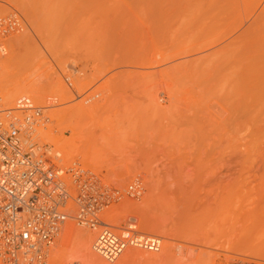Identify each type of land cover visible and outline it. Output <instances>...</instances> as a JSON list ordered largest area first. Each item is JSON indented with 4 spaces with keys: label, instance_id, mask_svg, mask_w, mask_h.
<instances>
[{
    "label": "rangeland",
    "instance_id": "1",
    "mask_svg": "<svg viewBox=\"0 0 264 264\" xmlns=\"http://www.w3.org/2000/svg\"><path fill=\"white\" fill-rule=\"evenodd\" d=\"M9 15L22 28L0 34V54L11 56L15 39L26 36L18 45L21 57L11 78L36 88L34 83L53 77L57 86L54 92L49 89L52 95L41 92L48 96L46 105L44 98L34 100L36 89L34 94V89L22 92H31L35 104L51 115L38 132L42 128L72 140L81 130L74 127L81 119L59 115L89 105L95 117L86 119L82 136H76L75 146L81 148L76 159L113 186L125 188L132 181L143 186L141 197H125L113 207L117 223L112 222L121 225L128 215L135 216L143 231L162 238L161 248L132 247L125 252L144 254L128 262L125 252L114 261L99 256L102 261L264 264V0H0V16ZM102 34L110 44L116 40L115 46ZM110 34L119 38L112 37V42ZM103 41L107 50L115 47L113 56ZM202 43L213 44L196 52ZM117 45L122 47L116 50ZM234 46L238 55L228 52ZM119 51L128 65L119 59ZM135 56L148 57L149 67L131 65ZM197 57L205 59V68L189 67L188 60ZM213 60L218 65L211 71ZM180 61L186 67L168 68L170 78L149 87L140 80L142 72L131 74L133 69L156 73ZM237 76L244 80L235 85ZM5 98L7 106L16 102ZM146 206L151 218L156 216L153 223L147 220ZM70 221L75 229L91 230ZM73 242L67 243L68 254L56 242L53 264L85 262L73 253L78 245ZM151 252L162 256L150 259Z\"/></svg>",
    "mask_w": 264,
    "mask_h": 264
},
{
    "label": "built area",
    "instance_id": "2",
    "mask_svg": "<svg viewBox=\"0 0 264 264\" xmlns=\"http://www.w3.org/2000/svg\"><path fill=\"white\" fill-rule=\"evenodd\" d=\"M0 23L7 35L22 28L15 17ZM71 84L69 78H65ZM44 116L30 97L20 96L8 107L0 95V258L4 264H53V250L70 219L98 230L94 250L116 260L125 250L139 246L159 250L162 238L137 231L131 217L125 224L110 223L106 208L125 196L139 198L140 181L124 192L103 182L102 177L79 162L64 161L53 153L37 129ZM50 121V120H49ZM69 264H82L80 260Z\"/></svg>",
    "mask_w": 264,
    "mask_h": 264
},
{
    "label": "bare ground",
    "instance_id": "3",
    "mask_svg": "<svg viewBox=\"0 0 264 264\" xmlns=\"http://www.w3.org/2000/svg\"><path fill=\"white\" fill-rule=\"evenodd\" d=\"M17 13V12H16ZM20 18H21V16H20V14H17ZM11 15H9L8 17H10ZM14 16V15H13ZM16 17V16H15ZM6 18V16H0V23H3L4 22V20L3 19H5ZM23 21V19L21 18L20 19V21ZM21 21V22H22ZM105 26H107V25H105ZM109 26V25H108ZM108 26H107V29L109 30V29H111V27L112 26H109L110 28H108ZM106 28V27H105ZM114 28V30H113V32L115 31V37H116V35H117V31L115 30V27H113ZM102 29H104V28H102ZM101 29V30H102ZM100 30V31H101ZM120 30V29H119ZM102 31H106L105 29L104 30H102ZM101 31V32H102ZM111 30H109V32H110ZM108 32V31H107ZM112 32V31H111ZM124 32V31H123ZM2 32H1V29H0V34H1ZM121 33H122V30H121ZM3 34V33H2ZM118 34H119V32H118ZM124 34V33H123ZM126 34V33H125ZM104 34H102V36H103ZM111 35V34H110ZM127 35V34H126ZM124 36V37H129V36ZM1 36H4V35H1ZM28 36V35H27ZM114 36V35H113ZM112 35H111V38L113 37ZM120 36V35H119ZM115 37H113V38H115ZM122 37V36H121ZM123 37V38H124ZM25 38V39H24ZM28 38V37H27ZM107 39L108 40V42L109 43H107V44H109L110 45V47H111V45L112 46H115V45H113L114 43H115V39H118V38H115V39H113L112 38V42H113V40H115L114 41V43L112 44H110V42L111 41H109L110 40V38L109 37H105V36H103V38L102 39ZM30 39V38H29ZM129 39V38H128ZM15 40H17V42H15L14 44H13V54L11 55V56H9V57H3L1 54H0V87H2L1 89L3 90L4 88H6L5 90H4V93L3 92H1L0 93V95L3 97V99L5 98V95H7L8 96V98H12V100H13V98H15L17 95H19L18 97H16L15 99H16V102H15V104L14 105H11V106H8V107H15L16 105H17V101H18V99H19V97L20 96H23V95H26V94H28V93H31V92H28V93H22V92H24V90H26V92H27V90H32V89H34V91H33V94L34 93H36V91H35V89L37 90V95L36 94H32L31 93V97H30V94H28V97H30V99L32 100V102L35 104V102H34V100H36V98H38V99H41L42 98V100H43V98H44V96L45 95H49L50 93L49 92H51V89L50 88H52V91H53V89L55 88V82H53L52 80H55V79H53V77L52 78H47V79H43V81L42 80H40V83H37V84H35L34 83V85H37V86H35L36 88H34V87H29V88H31V89H29L28 87H25L24 86V83H23V81H22V79H18V80H16V79H13V78H11V76H12V74H11V71H12V68H13V66H15V64H16V61H17V59L19 58V57H21V56H19L20 54L18 53V45L20 46V44L22 43V42H24L23 40H25L26 41V36L25 37H23V36H19L18 38H16ZM237 40V39H236ZM235 40V41H236ZM28 41V40H27ZM240 41H242V39L240 40ZM117 42H118V40H117ZM116 42V43H117ZM121 42V41H120ZM123 42H125V41H123ZM229 42H234V41H231V40H229V41H227V43H228V45L230 44ZM237 42V41H236ZM235 42V43H236ZM238 42H239V40H238ZM237 42V43H238ZM3 43H5V42H3ZM103 43H105L104 41H103ZM126 43V42H125ZM234 43V44H235ZM236 43V44H237ZM6 44V43H5ZM17 44V45H16ZM26 44V43H25ZM106 43L104 44L105 45V49L107 50V47L108 46H106L107 45ZM119 44H121V43H119ZM127 44H128V42H127ZM212 44L213 43H202V44H200V46H198V48H196V52H201V51H203V50H206V48H210V46H212ZM225 44V43H224ZM235 44V45H236ZM22 45V44H21ZM122 45V44H121ZM121 45H119V46H121ZM228 45H227V47H228ZM233 45V43L231 44V46ZM238 45V44H237ZM17 46V47H16ZM123 46V45H122ZM121 46V47H122ZM127 46V45H126ZM125 46V47H126ZM225 46V45H224ZM120 47V48H121ZM2 48V47H1ZM9 48V47H8ZM112 48V47H111ZM111 48H109L107 51H109V52H107L105 49H104V53H105V51L107 52V54L108 53H110V49ZM115 48V47H114ZM113 48V49H114ZM119 47H118V45H117V47H116V50H119L118 49ZM216 48V47H215ZM226 48V47H225ZM224 48V49H225ZM229 48H230V46H229ZM234 48H235V46H234ZM233 48V49H234ZM22 49V48H21ZM113 49H111L112 51H113ZM223 49V50H224ZM228 49V48H227ZM229 50L228 52H233V54L235 53V54H237L238 55V51H237V53L235 52V50L237 49V47L234 49V50ZM238 49H240L239 47H238ZM5 50V49H4ZM122 50V49H121ZM120 50V51H121ZM130 51H132L131 49H129ZM220 50H221V48H220ZM220 50H218L217 49V51H220ZM243 50V49H242ZM252 50V49H251ZM3 51V50H2ZM112 51H111V53H112ZM120 51L118 52V56H119V53H120ZM216 51V50H215ZM117 52V51H116ZM122 52V51H121ZM221 52V51H220ZM219 52V53H220ZM251 52H253V51H251ZM111 53L109 54L110 56H111ZM114 51H113V54H112V56L114 55ZM134 53V52H133ZM215 53H217V52H215ZM214 52H213V54H215ZM224 53V51L222 52V56L221 55H217V57H219V56H221V57H223V55H225L226 57H223V61L225 62L228 58V56H227V52L225 53V54H223ZM107 54H105V55H107ZM122 54H124L125 55V50H124V53H122ZM122 54H120V56H119V59L121 58V56H122V58H123V56L124 55H122ZM127 56H129V54H132V52L131 53H128L127 52ZM229 54V53H228ZM233 54H229V57L231 56L232 57V55ZM251 54V53H250ZM4 55V54H3ZM216 55V54H215ZM253 55V54H252ZM110 56H108V57H110ZM115 56H116V54H115ZM118 56H116V57H118ZM134 56V55H133ZM130 57H131V55H130ZM129 57V58H130ZM136 57V56H135ZM137 57H139V58H137ZM136 58H135V60L133 61V60H131L132 62H134V64H131V65H135V64H138V66L140 65V66H147V67H149V58L148 57H144V56H137ZM235 57V56H234ZM237 57V56H236ZM249 55L247 56V59H249V58H251V57H249ZM254 58H255V56H253ZM121 58V59H122ZM132 58V57H131ZM130 58V59H131ZM216 58V57H215ZM254 58H253V60H254ZM116 59H118V58H116ZM202 59V57H197V58H192V59H190V60H188L189 61V63L188 64H190V63H192L191 65H189V67H191V66H193L194 68H205L206 67V64H205V59L204 60H202V61H200ZM19 60V59H18ZM124 58H123V63H126L127 64V61H128V59H127V61L126 62H124ZM222 60H220V62L222 63L223 61ZM236 62H237V64H241L242 63V61L239 59V58H236ZM117 61V60H116ZM120 61V60H119ZM252 61V60H251ZM39 62V61H38ZM130 62V61H129ZM137 62V63H136ZM184 62V63H183ZM213 63L212 64H210V65H208L209 67H208V69L209 70H214V68H217V65H218V63H217V61L215 60H213L212 61ZM113 63V62H112ZM119 63V62H118ZM117 63V64H118ZM116 64V63H115ZM120 64H122V60L120 61V63L118 64V65H120ZM129 64V65H130ZM117 65V66H118ZM128 65V64H127ZM181 65H185L184 67H186V61H180V62H178L177 64H175V65H172V66H170V67H167L166 69L164 68V69H159V71H156V73H153V72H151L150 74H149V71H146V72H143V70H141L140 72H136L137 70H135V69H133V72L132 71H130L129 72V68L127 69L128 70V72H127V70H126V72L127 73H131L132 75H134V74H137L136 76H139V74L138 73H141L142 72V76H141V78H140V80L141 81H143L142 82V84H145L146 82V85L149 87V84L150 83H152V84H155L156 82H161V81H164V80H166V78H170V75L172 74V72H169V69H170V71H171V69H179V67H181V68H183V66H181ZM219 65H220V63H219ZM203 66H205V67H203ZM35 67H36V65H35ZM111 67V66H110ZM113 67V66H112ZM142 67V68H143ZM147 67H145L146 69H147ZM192 67V68H193ZM141 68V69H142ZM169 68V69H168ZM138 69V68H137ZM123 70V69H122ZM125 70H123V72L125 71ZM130 70H131V68H130ZM140 70V69H139ZM138 70V71H139ZM116 71V70H115ZM119 71H121V70H119ZM134 71H135V73H134ZM125 72V73H126ZM116 73V72H115ZM117 73H119V72H117ZM116 73V74H117ZM134 73V74H133ZM120 75H122V71H121V73H119ZM113 75V74H112ZM115 75V74H114ZM113 75V76H114ZM117 76V75H116ZM135 78V77H134ZM142 78H144V79H142ZM136 79H137V77H136ZM135 79V80H136ZM234 79H236V80H232L234 83H235V85L236 84H239L240 83V81H242V79H243V77L241 78V77H234ZM140 80H139V82H140ZM244 80V79H243ZM42 81V82H41ZM138 81V80H137ZM137 81H135V82H137ZM138 82V83H139ZM232 82V83H233ZM23 83V84H22ZM232 83H231V85H232ZM234 83H233V85H234ZM7 84V87H3V86H5ZM241 84V83H240ZM55 85V86H54ZM140 84H138V86H139ZM58 86H60V84L58 85ZM135 86V85H134ZM142 86H144V85H142ZM57 87V86H56ZM139 87H141V86H139ZM49 89H50V91H49ZM59 89V88H58ZM57 89V90H58ZM49 91V92H48ZM54 91H55V89H54ZM53 91V92H54ZM41 92L43 93V92H45L44 93V96H43V94H41ZM46 92H48L49 94H47ZM60 92V91H59ZM3 93V94H2ZM21 93L23 94V95H21ZM38 93H40L41 95H39ZM53 94V93H52ZM52 94H50V95H52ZM55 94V93H54ZM56 95H57V93H56ZM59 95V94H58ZM67 95V94H66ZM27 96V95H26ZM32 96H34V100L32 99ZM63 95H61V97H62ZM65 96V95H64ZM46 98L48 99V96H46ZM46 98H44V103H45V105L46 104H49L48 102L49 101H46L47 99ZM50 98H51V96H50ZM49 98V99H50ZM55 98V97H54ZM63 98V97H62ZM6 99V98H5ZM15 99H14V101H15ZM37 99V100H38ZM64 99V98H63ZM65 99H66V97H65ZM6 100H8V99H6ZM42 100H41V102H42ZM62 100V99H61ZM40 101V100H39ZM10 102V101H9ZM13 102V101H12ZM40 102V103H41ZM47 102V103H46ZM53 103V102H52ZM6 104H8V103H6ZM51 104V103H50ZM10 105V104H9ZM35 106L36 107H41L42 108V110H44V116H38V115H36V114H34V112H32L33 114H34V116L36 117V118H38L39 119V121H40V125L39 126H41L45 121H46V123L50 120V116L48 117V116H46L45 115V106H41V105H37V104H35ZM87 106H89V105H87ZM87 106L84 108H82V105H81V107L79 108V110H76V112H74L73 111V113H71L70 111V113H67V111H64L63 113H62V115H59V117L61 116L62 118H68V120H70V121H73V120H76V121H78L79 119H81V122H80V120L78 121L79 123H78V125H76V126H74L75 128H77V129H81V130H83L84 129V125H85V120L86 119H89L90 121H92L93 119H94V113H91V111L89 110V107L87 108ZM88 109V110H87ZM63 119V120H64ZM73 119V120H72ZM89 123V122H88ZM77 124V123H76ZM68 126V125H67ZM72 126V125H71ZM74 127H72L71 129L73 130L74 129ZM79 127V128H78ZM83 129H82V128ZM90 127V126H89ZM46 129V128H45ZM63 129H65V128H63ZM61 130V129H60ZM81 130H79V134L78 133H74L76 130H74V134L77 136V134L79 135V136H82V134L80 135V133H82L81 132ZM37 131H39V127H38V129H37ZM78 131V130H77ZM61 132L63 133V130H61ZM39 134H40V136H41V138L44 140V141H51L52 143H53V146L56 148V150H57V154H60V156H61V158L64 160V161H67V162H69V161H77V162H79L76 158H77V155H79V153H80V151H81V148H79V147H76L75 145V142H76V136L75 137H73V139L72 140H70V139H66V138H63V136H62V134H56V135H54L53 134V132L52 131H45V130H43L42 128H41V130H40V132H38ZM74 136V135H73ZM78 136V137H79ZM105 138H107V137H105ZM108 139V138H107ZM51 142L49 143V144H51ZM53 147V148H54ZM56 150H55V152H54V150H52L54 153H56ZM84 168H87V167H85L81 162H79ZM89 165L90 166H93V164L92 163H89ZM90 170H92L91 168H90ZM93 172H94V170H92ZM98 174V173H97ZM122 175V174H121ZM101 176V175H100ZM102 180H103V182L104 183H106L107 185H109V186H111V187H114V188H119V189H121L122 191H124V192H128V193H130V191H129V186L130 185H135V181H132L131 183H129L125 188H121V187H117V186H113V185H111V184H109L108 182H106L103 178H102ZM125 197H129V198H134V197H130V196H125ZM125 197H124V199H125ZM153 198H154V196H153ZM134 199H137V198H134ZM151 200H149V202H150ZM147 202H148V200H147ZM148 202V204H150ZM121 203V202H120ZM120 203H118V204H120ZM118 204H114V205H112L111 207H109V208H106L105 210H104V213H106L107 214V218H108V220H109V222L110 223H113V222H115L113 219L115 218V217H112L113 215H114V211H115V209H113V207L114 206H116V205H118ZM147 204V203H146ZM147 204V205H148ZM151 206V205H150ZM147 207H148V209H149V206H146L145 207V210L147 209ZM144 208V207H143ZM143 208H142V210H143ZM148 209L145 211V213H146V215H147V220L149 221V223H153V219H154V217H155V219H156V216H154V214H152L153 216V218H151V216L149 215L150 214V212H148ZM141 210V211H142ZM149 211H151L150 209H149ZM152 212V211H151ZM144 213V212H143ZM149 213V214H148ZM153 213V212H152ZM131 217H134L135 219H136V222H134L133 223V226L136 228V230L138 231H142V232H145V231H143L141 228H140V226H139V223H138V220H137V218L135 217V216H133V215H128L127 216V218H126V221L124 222V223H122L121 225H123V224H125L126 222H128L129 220L131 221ZM118 220V219H117ZM113 221V222H112ZM115 223H117V222H115ZM115 223H114V225H115ZM79 225V224H78ZM121 225H119V223H118V225H116V226H121ZM81 226V225H80ZM76 227V226H75ZM83 227H85V228H89V229H91V230H93L94 231V233H95V237H94V239H93V235L94 234H92L90 231H86V232H84V230L83 229H79V228H74V223H73V225H72V222L70 221V220H68L67 222H66V224L64 225V227H63V230H62V232L60 233V235H59V239H58V241H57V246L58 247H61L60 248V250L59 251H62L63 252V248L65 247V254H68V252H67V248H66V246H68L67 245V243L68 242H75V244H77L78 243V245H75L74 244V242H73V245H75V247H74V250L75 251H73V253L75 254V253H79L78 255H80L81 256V258H82V261H83V259L85 260V262L83 261V264L85 263H87V264H110V263H108V261H110V260H108L107 261V263H106V261H104V260H106L107 258H105L103 261H102V257L100 258L99 256H101V255H99L95 250H94V248H93V246H94V242H95V240H96V236H97V234H98V230L97 229H94V228H91V227H87V226H82V228ZM84 228V229H85ZM79 229V230H78ZM88 229V230H89ZM88 232H90V233H88ZM145 233H147V234H149L148 232H145ZM71 246V247H72ZM78 246V247H77ZM134 247H139V246H134ZM130 248H132V247H130ZM139 248H142V249H144L143 247H139ZM73 249V248H72ZM129 249V248H128ZM128 249H127V251H128ZM133 249H131V251H132ZM136 251H137V249H135ZM132 251V252H129V254L127 253V252H125L126 254H125V256H127V257H125L126 258V260H127V262L130 260H132V258H135V257H137V256H139L140 254H142L141 253V251L139 250V251ZM146 250H149V249H146ZM130 251V250H129ZM123 252V253H124ZM140 252V253H139ZM56 253H58V252H56ZM70 253V252H69ZM96 253V254H95ZM122 253V254H123ZM149 253V252H148ZM156 253V252H155ZM121 254V255H122ZM144 254V253H143ZM98 255V256H97ZM54 256H56V260H57V258L59 259V256L58 255H54ZM141 256V255H140ZM148 256V255H147ZM158 256H162L161 254H153L152 252H151V254H149V258L150 259H155V258H157ZM61 257V256H60ZM79 257V256H78ZM123 257V256H122ZM142 257H146V255H142ZM55 258V257H54ZM104 258V257H103ZM148 258V257H147ZM147 258H145V259H147ZM76 259V258H75ZM124 259V258H123ZM53 260V259H52ZM120 260V259H119ZM126 260H123L124 262L126 261ZM148 260V259H147ZM119 262V261H118ZM1 263V262H0Z\"/></svg>",
    "mask_w": 264,
    "mask_h": 264
}]
</instances>
